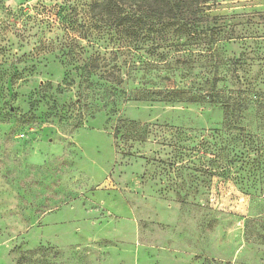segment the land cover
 <instances>
[{
	"label": "rangeland",
	"instance_id": "obj_1",
	"mask_svg": "<svg viewBox=\"0 0 264 264\" xmlns=\"http://www.w3.org/2000/svg\"><path fill=\"white\" fill-rule=\"evenodd\" d=\"M55 1L0 0V15ZM208 4L209 27L229 37L215 45L218 88L249 105L230 129L221 104L125 100L97 77L68 86L57 52L7 33L0 264H264V0ZM134 57L132 90H187L212 73L163 67L145 46ZM123 120L150 125L145 140L126 132L117 146Z\"/></svg>",
	"mask_w": 264,
	"mask_h": 264
},
{
	"label": "trees",
	"instance_id": "obj_2",
	"mask_svg": "<svg viewBox=\"0 0 264 264\" xmlns=\"http://www.w3.org/2000/svg\"><path fill=\"white\" fill-rule=\"evenodd\" d=\"M208 1L56 0L52 5L40 2L15 11L8 10L4 16L0 15V43L6 40L7 33H11L26 43L30 38L35 39L31 53L40 49L57 52V58L65 68L64 81L68 86L76 78L79 87L82 84L88 86L93 83V77H97L110 84L112 95L123 94L125 100L206 101L221 104L225 126L230 129L233 126V114L238 112L241 116L249 105L225 97L218 88L219 79L216 74L223 62L216 56L215 45L229 37L221 36L220 28L209 27L206 22L209 18L206 12ZM46 33L52 36L47 37ZM143 46L149 55L156 58L157 64L161 63L163 67L184 64V68L193 71L209 65L212 73L209 75L203 69L205 80L198 86H189L187 90L169 87L128 89L131 73L141 64L136 63L134 52ZM192 47H200L204 52L192 57ZM9 52L6 45H0L2 61L6 62L8 56L15 57ZM153 64L151 66L156 67ZM16 73L13 69L9 77L14 78ZM175 95L178 97L173 98ZM81 100L82 91L77 95V104ZM234 126L239 128L242 125L236 123ZM149 127L148 124L133 120L121 121L114 129L116 145H120L118 139L125 140L128 136L126 132L132 131L144 141L143 135ZM212 132L216 133V130ZM176 143H172L175 148ZM119 150L123 155L129 154L121 148Z\"/></svg>",
	"mask_w": 264,
	"mask_h": 264
}]
</instances>
